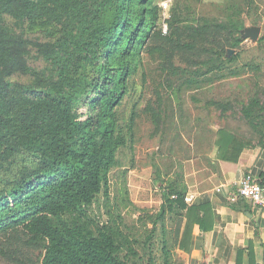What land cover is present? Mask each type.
<instances>
[{
    "label": "trees",
    "instance_id": "1",
    "mask_svg": "<svg viewBox=\"0 0 264 264\" xmlns=\"http://www.w3.org/2000/svg\"><path fill=\"white\" fill-rule=\"evenodd\" d=\"M229 12L224 19L173 12L164 33L156 0H0V240L23 237L40 252L36 264H138L119 230L96 228L87 214L99 195L109 196L110 172L134 136L135 114L122 124L118 107L145 53L159 56L178 100L249 66L258 71L228 56L245 40L241 9ZM208 104L221 115L234 111L231 102ZM144 111L162 132L167 110L159 91ZM241 114L264 145L259 93ZM227 135L222 158L232 146L233 156L240 150L239 138ZM159 182L156 224L163 226L164 264H173L191 210L188 189L181 180ZM170 213L178 217L173 248L164 223Z\"/></svg>",
    "mask_w": 264,
    "mask_h": 264
},
{
    "label": "rangeland",
    "instance_id": "2",
    "mask_svg": "<svg viewBox=\"0 0 264 264\" xmlns=\"http://www.w3.org/2000/svg\"><path fill=\"white\" fill-rule=\"evenodd\" d=\"M160 9L159 26L164 29L171 13L187 16H205L224 19L230 9H241L245 28L260 27L264 35V0H156ZM43 37L41 34L35 36ZM229 57L237 55L236 66L247 67L238 77L217 81L201 90L183 91L177 95L168 87V74L162 71L158 55L145 53L138 72L129 80V93L118 107L121 123L129 122L135 114L134 136L118 153V164L110 172L109 196L99 195L87 210L96 228L111 227L120 231L122 242L132 246L138 256L130 258L138 264H164L163 226L157 214L164 202L159 181L165 184L181 180L188 186L198 179H205L216 167L228 142V135L238 138L252 136L259 140L245 122L241 107L259 93L264 99V42L245 39ZM179 63V61H176ZM178 84L176 78H170ZM159 91L165 101L167 116L165 129L155 132L154 124L144 111L148 103L156 100ZM231 102L234 111L221 115L209 101ZM83 111L85 109L82 108ZM166 238L173 248L174 230L178 217L168 214L164 220ZM155 231V232H153ZM149 240V235H152ZM150 241V242H149ZM3 253L0 264H36L40 252L28 246L24 238L0 240ZM173 249V264H185ZM129 253L124 248L123 255Z\"/></svg>",
    "mask_w": 264,
    "mask_h": 264
},
{
    "label": "crops",
    "instance_id": "3",
    "mask_svg": "<svg viewBox=\"0 0 264 264\" xmlns=\"http://www.w3.org/2000/svg\"><path fill=\"white\" fill-rule=\"evenodd\" d=\"M251 139L239 138L235 156L232 146L228 158L213 157L212 172L188 186L191 210L175 250L185 264H238L240 250V264H264V215L237 194L246 174L261 178L264 172V145Z\"/></svg>",
    "mask_w": 264,
    "mask_h": 264
},
{
    "label": "built area",
    "instance_id": "4",
    "mask_svg": "<svg viewBox=\"0 0 264 264\" xmlns=\"http://www.w3.org/2000/svg\"><path fill=\"white\" fill-rule=\"evenodd\" d=\"M163 31L167 33V25L164 26ZM237 194L250 201L264 215V180L262 178L250 173L246 174L238 185Z\"/></svg>",
    "mask_w": 264,
    "mask_h": 264
},
{
    "label": "water",
    "instance_id": "5",
    "mask_svg": "<svg viewBox=\"0 0 264 264\" xmlns=\"http://www.w3.org/2000/svg\"><path fill=\"white\" fill-rule=\"evenodd\" d=\"M261 34V28L260 27H247L242 30V37L244 39H251L252 41H258ZM233 50H229L228 54H232Z\"/></svg>",
    "mask_w": 264,
    "mask_h": 264
}]
</instances>
